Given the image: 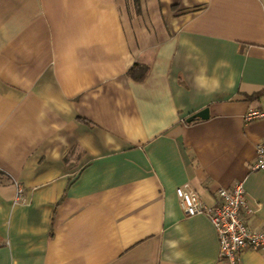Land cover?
I'll use <instances>...</instances> for the list:
<instances>
[{
	"label": "crops",
	"instance_id": "obj_1",
	"mask_svg": "<svg viewBox=\"0 0 264 264\" xmlns=\"http://www.w3.org/2000/svg\"><path fill=\"white\" fill-rule=\"evenodd\" d=\"M263 101L264 0H0V264H228L176 190L264 231Z\"/></svg>",
	"mask_w": 264,
	"mask_h": 264
},
{
	"label": "built area",
	"instance_id": "obj_2",
	"mask_svg": "<svg viewBox=\"0 0 264 264\" xmlns=\"http://www.w3.org/2000/svg\"><path fill=\"white\" fill-rule=\"evenodd\" d=\"M244 120H264V101L262 107L249 109ZM252 169L264 171V140L257 144ZM15 186V201L19 202L23 198L24 188L19 182H15ZM176 192L187 216L204 214L210 218L218 234L221 260L228 264H240L243 251H264V231L252 229L242 216L243 210L250 212L243 181L230 188H220L218 201L212 205L204 203L189 183L178 187Z\"/></svg>",
	"mask_w": 264,
	"mask_h": 264
},
{
	"label": "trees",
	"instance_id": "obj_3",
	"mask_svg": "<svg viewBox=\"0 0 264 264\" xmlns=\"http://www.w3.org/2000/svg\"><path fill=\"white\" fill-rule=\"evenodd\" d=\"M127 5H129V2H133V4L136 6V13L141 14L142 13V0H126ZM149 68L146 65L136 63V65L131 68L129 71L130 75L133 76L136 79H142L147 75Z\"/></svg>",
	"mask_w": 264,
	"mask_h": 264
},
{
	"label": "water",
	"instance_id": "obj_4",
	"mask_svg": "<svg viewBox=\"0 0 264 264\" xmlns=\"http://www.w3.org/2000/svg\"><path fill=\"white\" fill-rule=\"evenodd\" d=\"M209 117V110L208 108L201 110L200 112H197L196 114H194L193 116H191L188 121H193L196 118H202V119H206Z\"/></svg>",
	"mask_w": 264,
	"mask_h": 264
}]
</instances>
